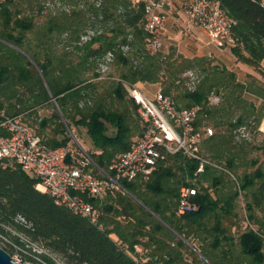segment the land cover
I'll use <instances>...</instances> for the list:
<instances>
[{"label": "trees", "instance_id": "1", "mask_svg": "<svg viewBox=\"0 0 264 264\" xmlns=\"http://www.w3.org/2000/svg\"><path fill=\"white\" fill-rule=\"evenodd\" d=\"M215 1L237 21L232 53L255 71L244 81L214 58L148 52L139 0H0V110L23 115L43 145L75 144L73 133L110 173L144 132L128 92L138 83L161 84L182 109L199 107L195 128L215 131L196 157L170 155L149 177L87 197L100 212L96 223L56 205L21 166L0 162V231L13 244L25 248L27 240L64 264H264V138L254 144L239 132L259 134L264 119L263 0ZM109 53L115 74L103 77ZM191 70L202 77L194 90L182 78ZM44 109L51 115L41 119ZM185 188L196 195L181 212Z\"/></svg>", "mask_w": 264, "mask_h": 264}, {"label": "built area", "instance_id": "2", "mask_svg": "<svg viewBox=\"0 0 264 264\" xmlns=\"http://www.w3.org/2000/svg\"><path fill=\"white\" fill-rule=\"evenodd\" d=\"M144 4L147 34L146 50L157 54L163 49L160 31L167 13L173 7L171 0H139ZM264 7V0L261 2ZM188 24L202 29L212 44L236 46L240 44L233 35L237 21L225 12L215 0H188ZM90 36H94L90 32ZM88 38H86L87 40ZM127 51V48H124ZM107 63L102 62V70L108 69L113 55L107 54ZM130 96L138 106L137 113L144 128L143 134L130 148L118 154L111 162L110 173L99 168L91 156L77 143H69L57 148L43 145L41 138L24 121L23 115L9 116L0 110V162L4 167L19 165L38 180L37 188L50 195L55 204L68 208L73 214L96 223L100 212L87 197L103 198L110 192L123 190L122 181L132 182L138 177H149L157 164L170 155L181 154L196 157L204 138L214 135L212 127L194 124L200 113L199 107L182 109L172 94H165L163 88L151 97L140 83L128 88ZM264 133V130H262ZM248 137L246 129L239 130ZM203 170V166L199 171ZM196 195L193 189H182L179 210L192 208L190 198ZM24 222L23 218H19ZM0 227H2L0 225ZM6 232H12L5 228ZM0 242L16 249L11 256L17 264H64L57 256L37 244L25 240V248L17 247L0 231ZM142 254V249L136 247ZM47 256L49 260L43 258Z\"/></svg>", "mask_w": 264, "mask_h": 264}, {"label": "crops", "instance_id": "3", "mask_svg": "<svg viewBox=\"0 0 264 264\" xmlns=\"http://www.w3.org/2000/svg\"><path fill=\"white\" fill-rule=\"evenodd\" d=\"M171 1L173 7L168 11L164 26L160 31L164 49L162 50L164 52L167 53L171 48H175L177 53L185 58H214L228 69L234 70L241 81H244L248 75L255 74L252 67L239 62L233 55L232 48L234 46L221 47L212 44L202 29L191 27L188 24L187 11L183 8L185 5L188 7V0L187 2L183 0ZM262 67L264 68V61L262 62ZM142 85L141 87L145 90L151 85L158 86V84ZM258 104H262V101H259Z\"/></svg>", "mask_w": 264, "mask_h": 264}, {"label": "rangeland", "instance_id": "4", "mask_svg": "<svg viewBox=\"0 0 264 264\" xmlns=\"http://www.w3.org/2000/svg\"><path fill=\"white\" fill-rule=\"evenodd\" d=\"M91 1H94V0H91ZM132 1L133 2H136L137 0H132ZM183 1L184 2L186 1L187 2V0H183ZM183 8H184L185 11H187V8L188 7H187V5H185ZM160 38H161V33H160ZM161 40H162V38H161ZM162 42H163V40H162ZM103 62L106 64L107 63V59L104 58ZM99 68H100V74L103 75V77H106L110 73L111 74H115V72L113 70L114 68H111V66L108 69H105V71L102 70V67H99ZM182 78H185V85L187 86V88L189 90H194L195 87H196V85L199 83V81L201 80L202 77H201L200 72L198 70H191V71L183 74L182 75ZM140 86H143V85L140 84ZM152 86L153 85H151V87L147 88L146 90L142 88V90L146 94H148L149 96H151V97H153L157 93V91L159 89L163 88V86L161 84H158V86H153V87ZM210 102L213 105H217L220 102V98L218 96H216V95H213L210 98ZM257 106L260 107L261 104H257ZM47 111H49V110L48 109H44V110H42L40 112V115L39 116H40L41 119L44 118L45 116H48V115L50 116L51 115ZM54 111H55V108L52 106V108H50V112H54ZM26 116L27 115H25L24 117H26ZM262 130H264V119H263V121L261 122V124H260V126L258 128V131L257 132H259V134H257V133L256 134L255 133L249 134L248 133V138H250V141L254 142V144H260V143H262L263 142V138H264L263 136L260 135V133H263ZM69 135H70L71 139L73 140V142H75V143H78V142L81 143L88 150V147H87L86 143L80 137H79V139H77L73 135V133L72 134L69 133ZM136 139H138V136H136L133 139V141H135ZM257 155H259V153H257V152L251 154V156H257ZM240 208H241V210H245V203H244L243 198H241ZM0 246L1 247H5V243L0 242ZM15 254H16V251L13 253V255H15Z\"/></svg>", "mask_w": 264, "mask_h": 264}, {"label": "water", "instance_id": "5", "mask_svg": "<svg viewBox=\"0 0 264 264\" xmlns=\"http://www.w3.org/2000/svg\"><path fill=\"white\" fill-rule=\"evenodd\" d=\"M0 264H17L5 250L0 247Z\"/></svg>", "mask_w": 264, "mask_h": 264}]
</instances>
